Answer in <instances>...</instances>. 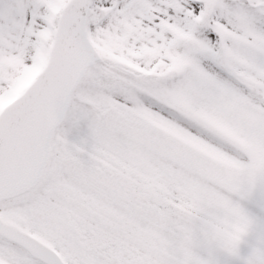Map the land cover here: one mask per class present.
Listing matches in <instances>:
<instances>
[{"label": "snow or ice", "instance_id": "snow-or-ice-1", "mask_svg": "<svg viewBox=\"0 0 264 264\" xmlns=\"http://www.w3.org/2000/svg\"><path fill=\"white\" fill-rule=\"evenodd\" d=\"M0 264H264V0H0Z\"/></svg>", "mask_w": 264, "mask_h": 264}]
</instances>
